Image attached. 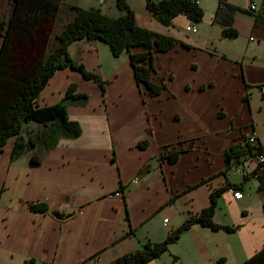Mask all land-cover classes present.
<instances>
[{
	"label": "crops",
	"instance_id": "obj_1",
	"mask_svg": "<svg viewBox=\"0 0 264 264\" xmlns=\"http://www.w3.org/2000/svg\"><path fill=\"white\" fill-rule=\"evenodd\" d=\"M226 2L241 10L233 15L235 40L223 37L215 21L219 0H200L201 23L179 15L171 26L161 24L145 0H128L142 25L178 41L154 58L152 80L166 85L159 96L139 85L128 52L115 57L109 45L95 40L70 45V57L101 77L106 92L72 68L57 71L37 104H57L76 84L78 94L90 97L86 106L68 108L81 136L60 140L48 152L38 146L17 161H12L15 136L3 148L0 264H112L146 242L166 241L210 206L213 191L228 185L241 186L245 198L237 201L224 192L214 222L238 228L235 232L195 225L148 264H216L219 259L243 264L264 248V168L245 179L227 170L225 158L250 130L264 147V23L255 18L264 11L262 0ZM251 2L257 13L250 11ZM87 3L64 0L57 27L63 31L75 19V8L123 15L115 0ZM191 26L198 32H187ZM53 43L54 48L58 41ZM2 45L0 36V52ZM28 128L30 137L41 130L34 124ZM142 142L147 147L141 148ZM167 148L180 152L176 163L161 158ZM34 156L40 159L37 167L30 166ZM33 205L47 212H34ZM54 211L71 216L58 220Z\"/></svg>",
	"mask_w": 264,
	"mask_h": 264
},
{
	"label": "trees",
	"instance_id": "obj_2",
	"mask_svg": "<svg viewBox=\"0 0 264 264\" xmlns=\"http://www.w3.org/2000/svg\"><path fill=\"white\" fill-rule=\"evenodd\" d=\"M64 0H13L12 15L7 20L0 13V36L3 45L0 52V153L11 137H16L12 153V161L19 160L25 152H33L38 146L51 151L63 139H78L82 129L77 122L71 121L68 108L76 105L84 107L90 97L78 94L76 84L71 85L63 100L52 106L40 107L37 100L57 71L72 68L85 79L93 80L100 85L105 95L106 83L94 73L75 62L69 53L70 45L79 40L101 41L110 46L115 57L124 52L130 54V62L134 75L140 86H144L150 95L159 96L166 85L158 86L152 80L154 58L159 53L174 49L178 41L171 37L156 35L136 18L128 4V0H115L118 9L123 12L119 18H111L96 8H75L76 17L62 33L57 36L58 44L51 50L54 38V27L58 22ZM147 9L157 20L166 26L173 25L179 15H185L195 23L204 19V11L195 0H145ZM264 11V0H262ZM241 12L239 8L219 0L215 21L220 24L225 38L237 39L238 32L233 26V15ZM257 13V12H252ZM256 23H264V14L255 15ZM137 48L143 53H135ZM39 125L37 134L29 131V125ZM24 133H27L26 138ZM30 134V135H29ZM147 142L140 144L147 147ZM246 152L241 144H235L225 154L227 170ZM180 152L167 148L161 158L174 164ZM39 157L34 156L31 167L39 165ZM247 177L246 179H248ZM230 189L242 190L241 186H227L213 191L211 204L199 215L190 217L185 223L171 232L166 241L160 243L146 242L135 253L117 258L112 264H148L162 257L169 247L193 226L209 227L212 231L225 230L235 232L238 228L221 226L214 222L218 208V199ZM34 212L46 213V207L33 205ZM178 257L174 259L177 260ZM219 259L216 264H223ZM243 264H264V248Z\"/></svg>",
	"mask_w": 264,
	"mask_h": 264
},
{
	"label": "built area",
	"instance_id": "obj_3",
	"mask_svg": "<svg viewBox=\"0 0 264 264\" xmlns=\"http://www.w3.org/2000/svg\"><path fill=\"white\" fill-rule=\"evenodd\" d=\"M100 3H104L105 0H98ZM196 3H200V0H195ZM251 12H257L258 7L254 3L249 5ZM196 26H191L186 28L187 32L197 33L198 30ZM262 94H264V87L261 88ZM258 134L254 130L245 132L241 141L237 144H241L246 152L242 154L238 160H235V163L230 168V173L239 174L245 179L251 175L257 173L259 170L264 168V147L261 146ZM132 183H138V179L132 180ZM231 193L235 200L239 201L242 198H245L243 191L230 189ZM116 196L122 195L121 192H117ZM167 223V221H166Z\"/></svg>",
	"mask_w": 264,
	"mask_h": 264
},
{
	"label": "rangeland",
	"instance_id": "obj_4",
	"mask_svg": "<svg viewBox=\"0 0 264 264\" xmlns=\"http://www.w3.org/2000/svg\"><path fill=\"white\" fill-rule=\"evenodd\" d=\"M2 0H0V2H1ZM88 3V5H90L91 3H96V0H86ZM4 4H0V13L7 19V20H9L10 19V17L9 16H7L8 15V13H9V7L10 6H12V5H14V3H13V0H9V1H7V0H4ZM8 2V4L6 5V3ZM99 2V1H98ZM108 2H109V0H108ZM100 3V2H99ZM100 4H103V3H100ZM97 6H99V5H97ZM96 9H101V8H96ZM60 33H62V29L60 30L58 27H57V24L55 25V27H54V38L52 39V41H57V36L60 34ZM2 37V36H1ZM52 41H51V50L50 51H53L54 50V48L52 47V46H54V43L52 44Z\"/></svg>",
	"mask_w": 264,
	"mask_h": 264
},
{
	"label": "water",
	"instance_id": "obj_5",
	"mask_svg": "<svg viewBox=\"0 0 264 264\" xmlns=\"http://www.w3.org/2000/svg\"><path fill=\"white\" fill-rule=\"evenodd\" d=\"M53 216L58 218V220H63L65 218H69L71 215H66V214H63V213H60L58 211H54L52 212Z\"/></svg>",
	"mask_w": 264,
	"mask_h": 264
}]
</instances>
